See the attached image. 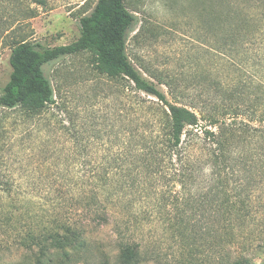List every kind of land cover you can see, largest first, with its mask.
Returning a JSON list of instances; mask_svg holds the SVG:
<instances>
[{"label": "trees", "instance_id": "1", "mask_svg": "<svg viewBox=\"0 0 264 264\" xmlns=\"http://www.w3.org/2000/svg\"><path fill=\"white\" fill-rule=\"evenodd\" d=\"M0 4L10 7L11 18L26 21L37 16V7L46 0H0ZM250 7L264 14V0H233L224 16L215 19V27L227 32L220 42L232 50L262 31L264 17L256 19ZM78 22L74 42L45 48L27 41L25 25L13 28L10 21L5 37L11 71L0 95V110L38 115L54 103L43 65L62 56L88 53L98 76L126 79L135 92L156 101H148L146 107L137 94L130 130L122 116L118 152H107L84 181V219L91 218L95 226L106 224L107 205L117 203L130 210L140 197L152 201L157 210L166 211L172 205L173 223L183 231L180 237L191 248L209 243L213 257L209 264H264V84L243 85L238 80L219 88L218 99L209 108L182 104L176 88L155 77L167 87L172 98L168 101L127 57L126 35L133 16L125 0H96ZM193 148L199 151L195 158L190 154ZM204 168L207 179L198 188ZM171 186L180 190L173 194ZM14 215L0 211V264H71L90 247L80 225L67 222L19 230L12 223L18 220ZM239 239L257 244L242 248L232 258L226 256L224 249ZM19 249L18 259H6ZM139 262L137 245L121 244L118 264Z\"/></svg>", "mask_w": 264, "mask_h": 264}, {"label": "rangeland", "instance_id": "2", "mask_svg": "<svg viewBox=\"0 0 264 264\" xmlns=\"http://www.w3.org/2000/svg\"><path fill=\"white\" fill-rule=\"evenodd\" d=\"M95 2L46 0L43 7H37V16L26 21L11 18L10 7L0 4V95L11 71L5 37L10 21L13 28L26 26L22 30L29 42L45 48L65 46L78 38V20ZM232 2L125 0L133 16L126 35L129 61L145 79L157 84L168 101L172 98L167 87L155 77L170 82L187 105L210 108L218 99L219 88L238 80L243 85L264 84L263 23L262 31L245 46L232 50L220 42L227 32L215 27V19L220 14L223 17ZM254 9H249L254 17L263 19L261 10ZM42 71L54 103L38 115L20 109L0 110V211H12L18 219L12 223L19 230L67 222L85 228L90 247L71 264H118L123 243L137 245L139 264L212 262L209 243L191 248L180 237L183 231L173 223L172 205L166 211L157 210L152 201L139 197L130 210L117 203L107 205L106 224L95 226L91 218L84 219V181L107 152H118L122 116L130 130L137 94L146 107L148 101L156 100L135 92L126 79L98 76L88 53L62 56L45 63ZM198 152L190 149L194 158ZM203 170L198 188L207 179L208 171ZM171 189L174 194L180 187ZM253 243L257 241L239 239L224 252L232 258ZM17 251L12 250L6 259H18L22 250Z\"/></svg>", "mask_w": 264, "mask_h": 264}]
</instances>
